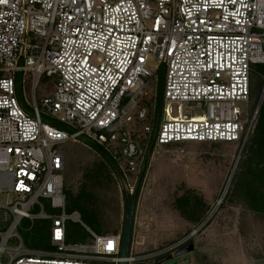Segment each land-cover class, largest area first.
Wrapping results in <instances>:
<instances>
[{
	"label": "built area",
	"instance_id": "obj_1",
	"mask_svg": "<svg viewBox=\"0 0 264 264\" xmlns=\"http://www.w3.org/2000/svg\"><path fill=\"white\" fill-rule=\"evenodd\" d=\"M256 64H264V0H0V258L10 255L0 264H119L122 233L98 234L67 211L65 145L84 135L104 147L134 195L149 167L133 129L150 115L146 79L164 69L156 146L244 147L260 109L251 105ZM18 73L35 80L34 114L19 102ZM42 76L54 88L38 103ZM262 93L264 102V85ZM37 220L48 222L54 250L11 254L7 244L24 248L19 229ZM69 220L90 239L69 243ZM132 249L128 264H144L149 255Z\"/></svg>",
	"mask_w": 264,
	"mask_h": 264
},
{
	"label": "rangeland",
	"instance_id": "obj_2",
	"mask_svg": "<svg viewBox=\"0 0 264 264\" xmlns=\"http://www.w3.org/2000/svg\"><path fill=\"white\" fill-rule=\"evenodd\" d=\"M159 77L146 79L148 95L142 99L141 105L150 111L148 120L145 123L136 121L133 125L134 131L145 141L149 154V167L140 184L137 198L132 235L133 253L149 255L145 257L144 264H154L169 256L172 257L162 264H264V215L250 208L241 186L248 168L243 156L245 146L210 142L156 146L154 138L160 121L157 124L155 115ZM16 80L20 104L30 114H34L30 107L34 102V78H26L18 73ZM53 80L46 76L38 79V103L41 97L52 94ZM263 85L264 64H256L252 75V106L259 102ZM42 119L64 128L59 120L45 114H42ZM146 123L152 126L151 132H144ZM85 137L83 135L78 141H71L63 148L66 155V188L74 197L81 191L87 193L83 205L98 214L105 234L122 233L126 199H130L133 194L129 193L127 180L116 168L112 165L100 168L103 160L89 146ZM237 179H240L238 183ZM187 188L195 189L207 203V213L199 224L186 219L175 207L176 197ZM75 209L82 222L90 225L92 212L78 207ZM42 222L37 220L36 226ZM22 225L28 228L31 221L24 220ZM68 226L71 233H77L80 237L84 235L85 228L81 223L69 220ZM28 232L31 231L19 229L22 238ZM87 239H90L89 236ZM23 243L24 248H21L20 240H13L7 244V248H13V255L34 251L26 246L24 238ZM184 243H194L195 250L176 255ZM154 252L160 253L156 258L150 257ZM9 257V253L5 252L0 260L7 262Z\"/></svg>",
	"mask_w": 264,
	"mask_h": 264
},
{
	"label": "trees",
	"instance_id": "obj_3",
	"mask_svg": "<svg viewBox=\"0 0 264 264\" xmlns=\"http://www.w3.org/2000/svg\"><path fill=\"white\" fill-rule=\"evenodd\" d=\"M163 73V74H162ZM162 75V77H161ZM160 76V77H159ZM158 90L155 102V115L156 122L158 124L161 119V114L164 108V69L160 68L158 72ZM86 142L92 147L102 158L100 168L105 169L108 165H112L117 168V163L114 158L105 150L104 147L98 143L85 137ZM245 157L244 163H247L246 178L241 184L243 188V195L248 202L250 208L264 215V102L262 103L254 132L251 134L248 142L246 143L243 151ZM240 179H237L238 183ZM136 191H139L140 184ZM67 194V211L73 213L76 209L82 208L87 211H91V224L90 226L98 234H105L102 230V226L99 220L98 214L84 207L83 202L87 198V193L81 191L79 195L74 197L66 188ZM176 209L188 220L194 223H201L207 213V203L204 199L197 194L193 188H187L183 194L179 195L175 199ZM68 242L76 243L87 240L88 234L84 231V235L80 237L77 233H71L68 226ZM24 238L26 246L38 251H49L53 249V246L48 240V222H42L39 226H36L28 235Z\"/></svg>",
	"mask_w": 264,
	"mask_h": 264
},
{
	"label": "water",
	"instance_id": "obj_4",
	"mask_svg": "<svg viewBox=\"0 0 264 264\" xmlns=\"http://www.w3.org/2000/svg\"><path fill=\"white\" fill-rule=\"evenodd\" d=\"M263 102V93L259 99V108L261 107ZM137 198L138 193H135L131 202L129 203V209L125 214V222L122 231V241H121V251L120 256L123 258L119 264H128L127 258L130 255L131 251V243H132V235H133V228L135 222V212H136V205H137ZM195 245L194 243H190L188 246L180 250L177 255H184L187 253H191L194 251ZM163 261H159L157 264H161Z\"/></svg>",
	"mask_w": 264,
	"mask_h": 264
},
{
	"label": "flooded vegetation",
	"instance_id": "obj_5",
	"mask_svg": "<svg viewBox=\"0 0 264 264\" xmlns=\"http://www.w3.org/2000/svg\"><path fill=\"white\" fill-rule=\"evenodd\" d=\"M137 192L139 193V191H136L135 193H137ZM138 195H139V194H138ZM133 196H134V195H132V197H130V199H129V198L126 199L127 209H126V211H125V214H126L127 210L129 209V203L131 202ZM189 244H190V243H184L183 246L181 247V250H182L183 248H185L186 246H188ZM194 250H195V249H194ZM192 252H193V251H192ZM176 255H177V254H176ZM170 257H172V256H169L168 258L161 259V260H159V261H163V262H164V261H166L167 259H169ZM159 261H158V262H159ZM158 262H156V263L154 262V264H157ZM163 262H162V263H163ZM162 263H161V264H162Z\"/></svg>",
	"mask_w": 264,
	"mask_h": 264
}]
</instances>
